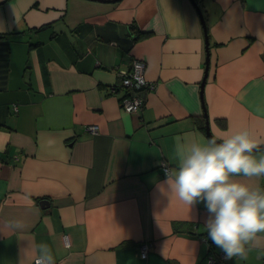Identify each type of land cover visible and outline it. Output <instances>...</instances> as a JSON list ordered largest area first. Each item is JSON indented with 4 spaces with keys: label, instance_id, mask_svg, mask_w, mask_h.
Masks as SVG:
<instances>
[{
    "label": "crops",
    "instance_id": "crops-1",
    "mask_svg": "<svg viewBox=\"0 0 264 264\" xmlns=\"http://www.w3.org/2000/svg\"><path fill=\"white\" fill-rule=\"evenodd\" d=\"M0 34V264L40 242L56 264H264L220 259L165 183L176 136L264 139V0H0ZM134 60L153 87L129 113Z\"/></svg>",
    "mask_w": 264,
    "mask_h": 264
},
{
    "label": "clouds",
    "instance_id": "clouds-1",
    "mask_svg": "<svg viewBox=\"0 0 264 264\" xmlns=\"http://www.w3.org/2000/svg\"><path fill=\"white\" fill-rule=\"evenodd\" d=\"M176 167L166 169L170 192L189 208L203 202L205 229L226 260H247L252 249L264 250V188L237 177L264 176V139L249 129L220 133L207 141L194 134L176 136ZM21 227V225H17ZM33 264H56L46 242L34 243Z\"/></svg>",
    "mask_w": 264,
    "mask_h": 264
},
{
    "label": "built area",
    "instance_id": "built-area-1",
    "mask_svg": "<svg viewBox=\"0 0 264 264\" xmlns=\"http://www.w3.org/2000/svg\"><path fill=\"white\" fill-rule=\"evenodd\" d=\"M144 63L140 60H134L127 72H125L121 78L119 88L122 90V95L118 97V102L120 107L125 112H135L139 111L144 103L143 92L147 88H152L151 82H148L143 77ZM117 90L116 87L111 89L112 92ZM98 127L96 125H91L87 127V131L90 133H97ZM166 170V169H165ZM62 242L65 247L70 246V239L67 234L62 235ZM149 244L142 243L140 245V257L145 258L147 254ZM220 259H224V253H218ZM214 259L210 258L209 261L212 262Z\"/></svg>",
    "mask_w": 264,
    "mask_h": 264
},
{
    "label": "water",
    "instance_id": "water-1",
    "mask_svg": "<svg viewBox=\"0 0 264 264\" xmlns=\"http://www.w3.org/2000/svg\"><path fill=\"white\" fill-rule=\"evenodd\" d=\"M99 1H102V2H114V1H116V0H99ZM198 12H199V10H198ZM199 16H200L201 22H202V24H203V19H202L201 13H199ZM203 26H204V25H203ZM204 30H205V26H204ZM207 39H208L207 36H205V40H207ZM205 117H206V116H205ZM206 130H207V132H208V134H209V129H208V127H206ZM209 135H210V134H209ZM44 201H45V200H43L40 204L43 205Z\"/></svg>",
    "mask_w": 264,
    "mask_h": 264
},
{
    "label": "trees",
    "instance_id": "trees-1",
    "mask_svg": "<svg viewBox=\"0 0 264 264\" xmlns=\"http://www.w3.org/2000/svg\"><path fill=\"white\" fill-rule=\"evenodd\" d=\"M134 29V28H133ZM138 32V31H137ZM16 33H20V32H16ZM0 37H4V34H0ZM121 90V89H120ZM262 188H264V185L262 186ZM212 240L210 239V237H208V243L211 244Z\"/></svg>",
    "mask_w": 264,
    "mask_h": 264
},
{
    "label": "rangeland",
    "instance_id": "rangeland-1",
    "mask_svg": "<svg viewBox=\"0 0 264 264\" xmlns=\"http://www.w3.org/2000/svg\"><path fill=\"white\" fill-rule=\"evenodd\" d=\"M23 38H24V37L21 38L22 41H23ZM24 39H25V41H26V43H27V41H28L27 38H24Z\"/></svg>",
    "mask_w": 264,
    "mask_h": 264
}]
</instances>
